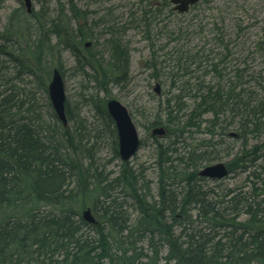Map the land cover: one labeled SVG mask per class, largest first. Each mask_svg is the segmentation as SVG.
Wrapping results in <instances>:
<instances>
[{
  "label": "trees",
  "instance_id": "obj_1",
  "mask_svg": "<svg viewBox=\"0 0 264 264\" xmlns=\"http://www.w3.org/2000/svg\"><path fill=\"white\" fill-rule=\"evenodd\" d=\"M5 1L0 0V11ZM18 1L23 4V0ZM157 2L158 6L152 2L135 21L136 29L145 30L146 39H151L148 35L155 20L169 7L168 0ZM69 4L67 13L61 8L58 16L47 23L44 5L41 12L33 11L29 16L21 5L0 33V264H264V168L259 174L254 172L253 180L248 178L249 184L239 191L227 189L217 194L205 190L201 186L205 180L198 177L201 168L217 160L208 152L213 145L203 143L199 150L188 146L183 155L172 149L185 133L200 132L205 123L209 133L214 135L213 130L219 127L221 135L227 137L229 128L235 126L245 156L227 164L230 174L255 162L245 150L250 138L264 135V71L252 68L258 58H234L236 46L216 25V49L222 54L207 53L205 47L175 49L170 58L161 60L153 52L147 68L156 82L169 81V85L167 98L160 103L149 130L165 127L164 139L177 141L163 144L154 139L159 183L153 197L148 186H141L142 175L129 164H122L119 176L109 182L100 174H92L90 168L85 170L73 155L82 150L86 136L71 130L70 125L63 128L54 115V124L47 123L45 104L37 93L11 84L30 73L39 77L38 90L48 94L46 81L51 68L43 66L41 54L53 53L59 46L68 49L81 71H91L89 78L96 85L92 104L110 133L116 135L106 111V100L113 98L108 85L127 81L128 47L111 28L105 30L110 35V63L92 55L95 43L93 48L82 50L86 41L94 39L93 31L72 28L75 20L87 16L72 0ZM168 11L180 26L185 25L186 16ZM198 21L200 15L193 16L185 26L190 28ZM21 22L28 24L26 32L31 40L33 29L36 31L32 43L36 55L22 50L20 38L25 34L19 29L23 28ZM184 29L180 27L178 35L171 33L173 42H180ZM52 36L57 38L54 46ZM14 41H20L18 56L7 52ZM255 51L263 57L259 59L264 65V36ZM215 54L221 58H214ZM9 65L16 75L14 79H7ZM107 66L112 67L108 70ZM56 67L61 70V63ZM66 110L72 123L67 105ZM114 149L119 158L117 139ZM190 170L193 172L188 175ZM176 184H184V188H175ZM120 186L128 192H122L123 198L133 200L137 207L136 221L124 210L127 205L118 204L110 194ZM192 207L208 225L206 229L193 227L188 219ZM86 208L95 214L96 226L83 221L81 212ZM241 216L247 220L241 221ZM145 241L148 253L140 247Z\"/></svg>",
  "mask_w": 264,
  "mask_h": 264
},
{
  "label": "rangeland",
  "instance_id": "obj_2",
  "mask_svg": "<svg viewBox=\"0 0 264 264\" xmlns=\"http://www.w3.org/2000/svg\"><path fill=\"white\" fill-rule=\"evenodd\" d=\"M69 1L71 0H32V3L36 13L41 12L42 5L45 6L48 15H46L44 20L47 23L58 16L61 8L67 13L70 7ZM72 2L75 3L78 10L86 12L87 18L83 19V17L75 20L72 23V28L74 30L78 28L92 29V35L95 39L91 41L92 44L95 43L92 55L102 58L106 64L110 63L112 53L107 44L110 35L105 30L111 28L116 35L123 39L124 44L128 47L130 55L128 79L126 82L119 84L110 83L108 88L111 96L124 105L131 113L139 131L141 147L136 156L129 162V167L135 170L138 175H142L141 186H148L149 195L156 197L159 183L158 153L149 125L157 117L160 103L167 98L169 81L164 80V82L166 81L164 84L155 82L154 78H152V71L147 68L146 63L150 60L153 52L157 53L161 60H164L170 58L175 49L193 51L205 47L203 51L207 53L213 51L214 53L222 54L221 50L216 49L217 33L214 31V25H216L224 34L227 33L228 39L236 46L234 58H258L256 62L252 63V68L264 71V65L259 59L263 57L255 51L256 44L261 42L264 36V0H207L205 3L199 4L196 10L195 8L192 9L183 19L185 25H188L193 16L200 15V21L194 22L190 28H186L183 24L180 26L179 21L170 16L169 8H167L155 20L150 32L151 35L150 33L149 35L147 34L149 37L151 36V39H146L144 29H136L135 21L141 19V14L150 8L149 5L152 2L154 4L158 3L157 0H72ZM21 5L23 4L18 0L5 1L0 11V33L4 31L10 15ZM211 9H214V12ZM209 11L212 15H210ZM25 14L27 15V13ZM27 25L22 23L23 28L19 27L20 30H24L23 34H25L23 38H20L21 42H19L22 50L31 51L35 54V48L32 43L35 41L37 34L33 29L34 37L31 40L28 32H26ZM30 26L37 27L34 23H30ZM180 27L182 29L185 27L180 35V42H173L171 33L175 32L178 35ZM240 29L242 31H239ZM17 37L19 40V36ZM19 42L14 41L8 45L7 52L18 56ZM51 42L52 46H54L57 44V38L52 36ZM0 45L2 46V43ZM216 57L221 58V56H216L215 54L214 58ZM41 58H44L43 66L51 68L50 74L61 63L66 105L71 111L73 118L70 128L74 131L78 130L80 134L86 136L85 138L82 136L83 148L73 155V160H77L85 170L90 168L93 171L91 172L92 174L97 173L103 179L107 178V182L113 181L121 173L122 165L120 158L115 156L114 141L117 136L110 133L106 121L97 114L92 104L91 100L96 93V85L89 78V75L92 74L91 71L89 69L81 71L73 53L60 46L56 50L54 49L53 53L43 52ZM99 60L102 61L101 59ZM204 64L205 61L203 70L206 69ZM232 64L235 65V62H232ZM111 67L107 66L108 70ZM8 68L7 79H14L16 75L13 67L9 65ZM203 72L201 70L200 74L202 75ZM38 78L26 73L20 81L14 80L11 81V84L23 90L37 93V98H40L42 103L44 101L47 123L54 124V111L47 104L50 102L48 94L38 90L40 83ZM50 80L51 75L47 78V87ZM157 83L161 85V94L159 96L154 92ZM206 120L209 121L210 117L207 116ZM56 121L58 122L57 118ZM78 125H80V128ZM57 127L59 128V125ZM81 128L82 130H80ZM208 128V124L205 123L200 132L192 130L190 131L191 134L185 133L179 143L172 146V149L178 150V153L183 155L184 153L186 154L188 146L199 150L198 147L203 143L213 145V147L211 146L208 149V152H212L217 160L210 165L218 163L230 164L234 159L245 156L243 154L242 140L221 135V128L219 127L213 130V135L208 132ZM231 134H238L235 126L229 128L228 135ZM175 141V138H171V140L160 139L163 144H170ZM245 151L249 153L250 159L255 160V162L247 164V169H237L222 181L205 180L201 183V186L205 190L211 189L217 194H222L227 189L239 191L245 185H248V178L252 181L253 173L259 174L260 170L264 168V135L259 138H250ZM170 155L175 156V154ZM174 165L178 166L179 164L174 163ZM192 172L190 170L188 175ZM178 174L180 172L176 175ZM176 179L179 180V178ZM178 186H182L181 189L184 188V184H176L175 188ZM122 192L128 194L122 186L110 192V194L114 199H117L118 204L125 203V206L127 205L124 210L131 215L132 221H136L139 216L137 207L133 200L123 198ZM97 196H94V199L97 200ZM100 200L103 201L104 199L101 198ZM188 219L193 223L192 225L196 230H204L208 227L198 217V211L193 207L189 210ZM181 220L184 219L182 218ZM240 220L245 221L247 217L241 216ZM140 247L145 250V253H148L147 241L142 242ZM144 262L146 263L147 261L145 260Z\"/></svg>",
  "mask_w": 264,
  "mask_h": 264
},
{
  "label": "water",
  "instance_id": "obj_3",
  "mask_svg": "<svg viewBox=\"0 0 264 264\" xmlns=\"http://www.w3.org/2000/svg\"><path fill=\"white\" fill-rule=\"evenodd\" d=\"M175 6L174 11L179 14H186L190 8L204 2L206 0H170ZM24 6L28 14L33 12L32 0H24ZM91 43L86 44L89 48ZM161 91L160 85H156L155 92L159 95ZM49 98L53 110L62 123L63 127H68L69 122L66 115V96L63 76L59 69H54L52 78L48 86ZM107 111L114 121L118 133L119 156L124 163L129 162L138 152L140 147V138L138 130L130 116L129 111L117 100H109L107 102ZM166 132L163 128H157L152 131V136L163 137ZM229 175V171L225 164L220 163L209 166L199 173V176L211 180H222ZM82 219L89 225H97L92 210L87 208L82 211Z\"/></svg>",
  "mask_w": 264,
  "mask_h": 264
}]
</instances>
